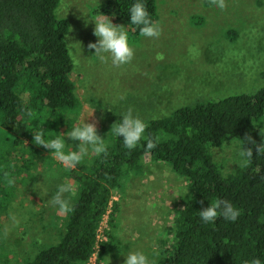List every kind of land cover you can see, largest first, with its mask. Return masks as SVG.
<instances>
[{
  "label": "trees",
  "instance_id": "trees-1",
  "mask_svg": "<svg viewBox=\"0 0 264 264\" xmlns=\"http://www.w3.org/2000/svg\"><path fill=\"white\" fill-rule=\"evenodd\" d=\"M61 1L0 0V125L7 132L0 133V226L9 216L16 184L33 178L38 163L47 159L49 149L33 143V131H43L46 140L55 138L78 106L75 64L64 40L71 24L57 14ZM135 2L108 0L97 14L128 24L130 33L140 36V26L130 22ZM142 2L157 22V0ZM147 125L135 149H126L123 137L110 130L105 134L106 156L93 153L68 171L77 183L71 194L74 211L53 217L55 224L64 220L59 242L39 247L19 264H87L98 244L101 257L116 248L112 231L106 233L109 241L100 243L101 224L108 214L113 224L118 210L115 191L126 177L143 172L147 158L169 164L188 183L173 237L163 242L165 246L171 240L162 264H243L253 258L264 264V155L257 156L255 147L244 141L246 134L257 143L264 139V86L254 93L199 100ZM149 137L157 143L152 150H146ZM232 139L242 149L253 147V161L226 173L212 150ZM5 172L14 179L13 186L7 185ZM217 199L240 210L235 222L222 217L211 223L201 220L200 210ZM4 262L12 264L8 258Z\"/></svg>",
  "mask_w": 264,
  "mask_h": 264
},
{
  "label": "rangeland",
  "instance_id": "rangeland-1",
  "mask_svg": "<svg viewBox=\"0 0 264 264\" xmlns=\"http://www.w3.org/2000/svg\"><path fill=\"white\" fill-rule=\"evenodd\" d=\"M108 0H62L57 14L67 18L71 27L68 41L74 60L77 109L60 126V134L74 126L96 123L98 135L107 140L111 127L122 119L129 107L146 124L158 117L204 99H221L239 93H254L264 86V0H226L224 10L209 0H157L162 34L158 39L134 36L123 25L133 60L120 67L96 57L89 43L97 11ZM113 23V22H112ZM115 24V23H114ZM162 55L163 59H157ZM92 114V115H91ZM91 115V116H90ZM0 133L5 132L0 125ZM65 151L77 150L79 142L65 137ZM212 150V149H211ZM237 140L212 150L224 171L244 165ZM93 155L89 152L88 159ZM33 178L16 184L8 217L0 226V264L6 258L12 264L24 263L39 247L59 242L64 220L55 224L58 208L47 201L58 186L75 179L69 168L48 150ZM142 173H132L115 191L118 210L113 224L107 216L101 239L112 231L118 247L101 257V247L87 264H124L126 255L142 251L156 264H162L164 246L173 237L172 229L188 195L186 179L169 164L145 159ZM41 193V195H40ZM46 193L47 195H44ZM71 203V194H65ZM107 240L109 238L106 234ZM5 263V262H4Z\"/></svg>",
  "mask_w": 264,
  "mask_h": 264
},
{
  "label": "clouds",
  "instance_id": "clouds-1",
  "mask_svg": "<svg viewBox=\"0 0 264 264\" xmlns=\"http://www.w3.org/2000/svg\"><path fill=\"white\" fill-rule=\"evenodd\" d=\"M209 3L221 10L227 7L226 0H209ZM129 14L130 22L133 25L140 26L139 33L141 37L154 39L160 37L162 34L160 24L151 20L146 5L142 0H136L130 7ZM93 34L98 40L96 43H89L88 48L95 50L94 55L101 62L107 63L110 59L113 66L120 67L133 60L135 54L134 48L129 44L125 26L112 23V20L108 19V16L102 14L95 20ZM72 39L74 38L66 35L64 40L70 41ZM157 59H163V56L158 55ZM133 111V108L129 107L127 112L123 114L121 122L119 124L114 123L111 127V131L117 137H123V146L128 150H133L138 146L141 139L144 138L148 127L138 115H133ZM28 115L31 116L30 111ZM85 120L82 125L74 126L68 132L58 134L53 139L46 140L43 131H33V143L36 146H42L51 150L52 156L69 169H74L77 165L81 164L89 152L97 156L101 154L106 156L107 145L105 139L98 135L96 123H86ZM65 137L71 139V141L79 142L77 150L65 151ZM244 141L255 147L257 156L264 155V139H262L261 143H257L251 135L246 134ZM156 147L157 143L152 138L146 139V150H152ZM253 147H243L239 152L246 166L253 161ZM256 171L259 172L260 169ZM4 175L7 185L13 186L15 183L14 179L9 178V173L7 172ZM66 193H75V186L71 182L60 184L55 195L47 201L51 206L58 208L61 215H67L74 211V207L71 205L69 199L65 198ZM44 195L47 194L44 193ZM199 216L204 223L214 222L218 217L235 222L240 216V210L228 200L217 199L212 204L202 208ZM124 264H156V262L155 260H150L142 251H133L126 255ZM243 264H262V262L259 258H253L243 261Z\"/></svg>",
  "mask_w": 264,
  "mask_h": 264
},
{
  "label": "built area",
  "instance_id": "built-area-1",
  "mask_svg": "<svg viewBox=\"0 0 264 264\" xmlns=\"http://www.w3.org/2000/svg\"><path fill=\"white\" fill-rule=\"evenodd\" d=\"M109 215H110V214L106 215V216L104 217L103 221H104L105 218H106L107 216H109ZM102 224H103V222H102ZM102 224H101V228H100V230H99V235H98V238H99L100 243L103 242V240L101 239V231H102V228H103V227H102ZM105 240H107L106 233H105V239H104V241H105ZM100 247H101V245L98 244V245H97V250H96V252L93 254V256L91 257L90 261H91L92 259L96 258V255H97V253H98ZM90 261H89V262H90Z\"/></svg>",
  "mask_w": 264,
  "mask_h": 264
}]
</instances>
